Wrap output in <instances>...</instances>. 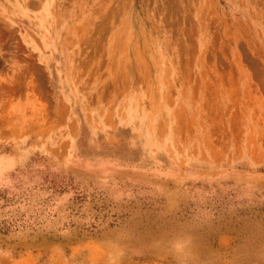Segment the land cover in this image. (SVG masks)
Wrapping results in <instances>:
<instances>
[{"label":"rangeland","instance_id":"1","mask_svg":"<svg viewBox=\"0 0 264 264\" xmlns=\"http://www.w3.org/2000/svg\"><path fill=\"white\" fill-rule=\"evenodd\" d=\"M0 264H264V0H0Z\"/></svg>","mask_w":264,"mask_h":264}]
</instances>
